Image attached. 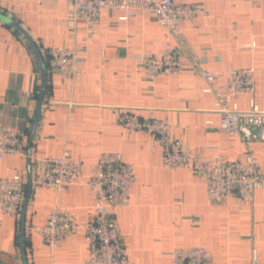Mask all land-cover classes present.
I'll return each instance as SVG.
<instances>
[{
	"label": "crops",
	"instance_id": "0c3cea01",
	"mask_svg": "<svg viewBox=\"0 0 264 264\" xmlns=\"http://www.w3.org/2000/svg\"><path fill=\"white\" fill-rule=\"evenodd\" d=\"M183 1L202 10L192 21L181 22L185 45L180 47L149 12L122 20L119 10L103 9L98 17L71 20L70 0H0V124L22 132L23 149L0 160V176L18 174L26 189L30 181L23 209L16 215L0 212V264H87L85 227L95 202L88 187L78 183L56 191L33 179L36 158L68 152L81 159L83 181L102 151H120L133 166L130 202L111 210L130 260L165 264L177 247L203 246L213 264H248L253 249L264 264V187L255 188L249 202L237 196L208 200L204 180L188 165L165 166L161 148L151 147L148 133L130 132L115 121L119 109L152 112L170 120L185 152L244 160L248 147L264 172V140L246 146L237 135L217 130L214 94L203 90L207 82L194 67L186 64L179 73L148 80L135 58L159 55L167 47L177 48L185 61L192 54L216 73L212 86L217 92L225 89V71L253 67V95L238 94L233 101L247 109L252 98L264 110V2ZM10 20L29 35L46 69L50 46L74 47L83 56L82 71L73 78L46 70L32 135L41 65L32 44ZM55 205L71 211L72 225L51 252L33 226L43 224Z\"/></svg>",
	"mask_w": 264,
	"mask_h": 264
},
{
	"label": "built area",
	"instance_id": "2783aa9c",
	"mask_svg": "<svg viewBox=\"0 0 264 264\" xmlns=\"http://www.w3.org/2000/svg\"><path fill=\"white\" fill-rule=\"evenodd\" d=\"M103 9L119 10V18L122 20L137 13H152L159 23L167 27L180 47L185 45L181 22L192 21L202 10L200 6L183 0H70L68 18H95ZM46 54V70L49 72L73 78L82 71L80 63L83 56L74 47L50 46ZM135 58L142 66L143 76L148 80H154L160 74L179 73L186 64H190L207 82L203 90L214 94V106L219 112L217 130L237 135L246 146L250 140H264V110L252 98L247 109L239 108L233 101L238 94L253 95V67L225 71V89L217 92L212 86L216 73L203 68L199 58L192 54L185 61L178 55L177 48L167 47L159 55L138 54ZM115 121L130 132L148 133L151 136V147L161 148V162L165 166L174 168L188 165L195 175L204 180L208 200L237 196L249 202L254 189L264 187V172L248 147L244 160L209 159L202 153L185 152L182 142L174 136V126L168 118L158 117L152 112L143 115L129 109H119ZM18 152L23 153L22 132L16 127L0 124V160ZM36 162L38 171L33 179L35 184L61 191L72 184L84 183L94 197V215L85 227L87 264H139L129 259L111 217L112 209L129 204L130 190L136 181L132 164L123 158L120 151L100 152L94 170L83 181L80 180L81 159L73 158L68 152L58 156L48 154L36 158ZM25 190V182L20 175L0 176L2 215H16L19 212ZM71 225V211L55 205L48 212L45 222L33 228L52 252L68 235ZM165 264L213 263L205 247L189 246L173 249L170 261ZM248 264H260L254 249Z\"/></svg>",
	"mask_w": 264,
	"mask_h": 264
},
{
	"label": "water",
	"instance_id": "95a60500",
	"mask_svg": "<svg viewBox=\"0 0 264 264\" xmlns=\"http://www.w3.org/2000/svg\"><path fill=\"white\" fill-rule=\"evenodd\" d=\"M11 24H13L18 30H20L22 32V34L27 38V40L32 44L34 50L36 51L38 58L40 60V65H41V87L38 91V101L36 104V108H35V112L33 114L32 120H31V124H30V135L33 134L34 128L36 126L37 120L39 118L40 115V105H41V100H42V96L44 93V89H45V83H46V66L44 64V61L41 58V55L37 49V47L34 45L33 41L31 40V38L29 37V35L15 22L11 21ZM27 157L29 158V151H26ZM27 189L25 190V195H24V199H23V203H22V209L24 207L25 201L27 199V195L29 193V185H30V181L27 184ZM23 233L21 230V234H20V238H19V250H20V254L24 257V245H23Z\"/></svg>",
	"mask_w": 264,
	"mask_h": 264
}]
</instances>
